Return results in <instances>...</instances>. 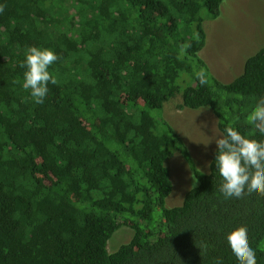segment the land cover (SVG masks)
I'll use <instances>...</instances> for the list:
<instances>
[{
	"label": "trees",
	"instance_id": "obj_1",
	"mask_svg": "<svg viewBox=\"0 0 264 264\" xmlns=\"http://www.w3.org/2000/svg\"><path fill=\"white\" fill-rule=\"evenodd\" d=\"M222 1L0 0V264H239L226 237L241 225L264 264V197L225 199L217 149L201 172L153 114L181 92L178 108L209 107L223 136L229 125L252 129L264 47L228 83L200 54L202 12L216 18ZM32 46L59 57L41 104L22 87ZM173 150L198 182L168 207ZM122 226L131 238L108 252Z\"/></svg>",
	"mask_w": 264,
	"mask_h": 264
},
{
	"label": "rangeland",
	"instance_id": "obj_2",
	"mask_svg": "<svg viewBox=\"0 0 264 264\" xmlns=\"http://www.w3.org/2000/svg\"><path fill=\"white\" fill-rule=\"evenodd\" d=\"M219 13L211 19L206 17V11L202 12L206 38L200 54L211 73L228 83L239 76L246 60L264 47V0H223ZM19 37L21 35H14V38ZM180 83L187 85L189 79ZM181 94L165 102L162 111L155 110L153 114L162 116L173 126L187 147L191 160L201 172L207 173L216 151L215 140L223 135L218 128L217 117L209 107L179 109ZM165 165L172 182L166 206H179L185 194L192 189L194 176L191 167L178 150H173ZM131 236L128 227L117 229L108 240V252L117 250Z\"/></svg>",
	"mask_w": 264,
	"mask_h": 264
},
{
	"label": "clouds",
	"instance_id": "obj_3",
	"mask_svg": "<svg viewBox=\"0 0 264 264\" xmlns=\"http://www.w3.org/2000/svg\"><path fill=\"white\" fill-rule=\"evenodd\" d=\"M198 39V34L196 37ZM191 47L190 43L181 45L182 50ZM59 59L50 48L30 47L21 67H25L22 87L30 90V95L37 104L44 102L48 94L49 82L57 83L49 68ZM201 85L209 83V74L203 67L196 72ZM19 82V81H17ZM238 117L234 118V125ZM247 123L252 129L241 134L234 126L225 129V135L216 139L215 167L222 178L220 192L225 199L243 198L246 194L256 193L264 197V140L252 137L256 132L264 135V97H261L247 116ZM196 186V177H192ZM227 242L239 264H257L255 250L250 246L248 229L238 226L227 234ZM218 264L220 262L218 261Z\"/></svg>",
	"mask_w": 264,
	"mask_h": 264
}]
</instances>
